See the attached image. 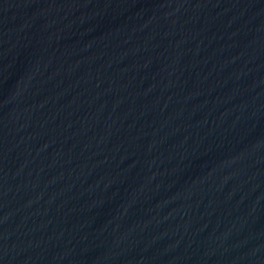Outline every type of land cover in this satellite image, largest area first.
<instances>
[{
  "label": "water",
  "instance_id": "95a60500",
  "mask_svg": "<svg viewBox=\"0 0 264 264\" xmlns=\"http://www.w3.org/2000/svg\"><path fill=\"white\" fill-rule=\"evenodd\" d=\"M0 264H264V0H0Z\"/></svg>",
  "mask_w": 264,
  "mask_h": 264
}]
</instances>
